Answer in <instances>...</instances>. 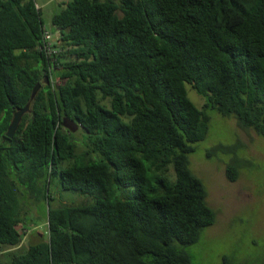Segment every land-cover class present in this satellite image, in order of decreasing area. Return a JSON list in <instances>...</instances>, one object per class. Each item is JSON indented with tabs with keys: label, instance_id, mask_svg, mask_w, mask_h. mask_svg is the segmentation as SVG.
<instances>
[{
	"label": "trees",
	"instance_id": "16d2710c",
	"mask_svg": "<svg viewBox=\"0 0 264 264\" xmlns=\"http://www.w3.org/2000/svg\"><path fill=\"white\" fill-rule=\"evenodd\" d=\"M62 6L51 20L60 53L50 58L38 49L36 1L0 0V264H193L186 247L217 222L189 161L209 132L206 109L264 137V0ZM64 118L80 126V154ZM226 176L237 181L239 167ZM53 184L92 202L54 207ZM41 202L45 220L31 229Z\"/></svg>",
	"mask_w": 264,
	"mask_h": 264
},
{
	"label": "rangeland",
	"instance_id": "374dc122",
	"mask_svg": "<svg viewBox=\"0 0 264 264\" xmlns=\"http://www.w3.org/2000/svg\"><path fill=\"white\" fill-rule=\"evenodd\" d=\"M35 1L41 8L45 28L55 39V47L59 34L53 31L51 20L61 11L65 0ZM186 87L189 98L204 109L206 100L191 86ZM206 114L210 118L208 135L194 145L195 152L190 154L189 161L191 171L208 190L207 200L217 212V222L203 231L198 244L186 250L193 264H224L225 256L231 264H261L264 260V137L253 130L240 129L235 117H224L215 109H206ZM74 134L78 135L80 154L84 148L80 141L82 133L79 129ZM229 164L239 167L240 176L235 182H230L226 176ZM50 190L54 207L92 202L88 195L63 190L55 184ZM46 212L47 207L41 202L28 217L29 228L45 220ZM43 233H46L45 223L33 231L27 230L22 249L37 243Z\"/></svg>",
	"mask_w": 264,
	"mask_h": 264
},
{
	"label": "water",
	"instance_id": "95a60500",
	"mask_svg": "<svg viewBox=\"0 0 264 264\" xmlns=\"http://www.w3.org/2000/svg\"><path fill=\"white\" fill-rule=\"evenodd\" d=\"M45 81H46V84H47L49 82V79L45 77L42 82H39L35 86V88L33 90V94H32V99H34V97L37 95V93L42 88V86L45 83ZM28 110H29V105H27L25 108H23V109L18 110V111L15 112L14 117H13V120H12V122H11L9 128H8L7 133H6V136L8 138L12 139L14 137L16 131L19 128V125L21 123V120H22L24 114ZM62 123H63V126L67 130H69L71 133H75L76 131L79 130V127H80L75 121H73V120H71L69 118H64L63 121H62Z\"/></svg>",
	"mask_w": 264,
	"mask_h": 264
},
{
	"label": "built area",
	"instance_id": "2783aa9c",
	"mask_svg": "<svg viewBox=\"0 0 264 264\" xmlns=\"http://www.w3.org/2000/svg\"><path fill=\"white\" fill-rule=\"evenodd\" d=\"M55 39L52 33L45 28L43 34V43L39 46V51L44 53L47 57L53 58L57 55L58 51L54 47Z\"/></svg>",
	"mask_w": 264,
	"mask_h": 264
},
{
	"label": "crops",
	"instance_id": "0c3cea01",
	"mask_svg": "<svg viewBox=\"0 0 264 264\" xmlns=\"http://www.w3.org/2000/svg\"><path fill=\"white\" fill-rule=\"evenodd\" d=\"M69 1H70V0H65V1L63 2V4H64V3H67V2H69ZM63 4H62V5H63ZM62 5H61V8L63 7ZM55 34H56V32H55ZM57 34H58V33H57ZM57 36H58V35H57Z\"/></svg>",
	"mask_w": 264,
	"mask_h": 264
}]
</instances>
